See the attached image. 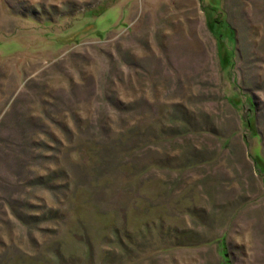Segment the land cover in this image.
I'll use <instances>...</instances> for the list:
<instances>
[{"label":"rangeland","instance_id":"374dc122","mask_svg":"<svg viewBox=\"0 0 264 264\" xmlns=\"http://www.w3.org/2000/svg\"><path fill=\"white\" fill-rule=\"evenodd\" d=\"M0 264H264V0H0Z\"/></svg>","mask_w":264,"mask_h":264},{"label":"trees","instance_id":"16d2710c","mask_svg":"<svg viewBox=\"0 0 264 264\" xmlns=\"http://www.w3.org/2000/svg\"><path fill=\"white\" fill-rule=\"evenodd\" d=\"M219 35H221V33H219ZM231 36H232V38H233V40H235L236 39V34H235V31L233 30V29H231ZM252 104H254V103H252ZM251 109H253L252 107H251ZM252 116H255V115H250V117L248 118V124L250 125V126H252Z\"/></svg>","mask_w":264,"mask_h":264}]
</instances>
